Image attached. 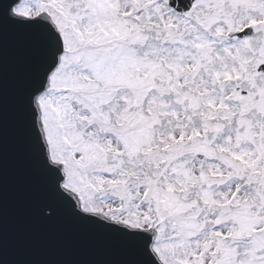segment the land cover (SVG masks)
I'll return each instance as SVG.
<instances>
[{
  "label": "snow or ice",
  "instance_id": "snow-or-ice-1",
  "mask_svg": "<svg viewBox=\"0 0 264 264\" xmlns=\"http://www.w3.org/2000/svg\"><path fill=\"white\" fill-rule=\"evenodd\" d=\"M10 139L29 213L103 264H264V0H3L2 264Z\"/></svg>",
  "mask_w": 264,
  "mask_h": 264
},
{
  "label": "water",
  "instance_id": "water-1",
  "mask_svg": "<svg viewBox=\"0 0 264 264\" xmlns=\"http://www.w3.org/2000/svg\"><path fill=\"white\" fill-rule=\"evenodd\" d=\"M2 23L6 36L18 39L7 19ZM11 145L10 139L5 251L11 264H103L117 258L118 251L94 229L76 224L68 217L49 224L29 213L20 182L19 161Z\"/></svg>",
  "mask_w": 264,
  "mask_h": 264
}]
</instances>
